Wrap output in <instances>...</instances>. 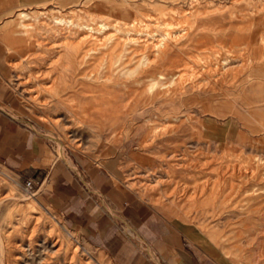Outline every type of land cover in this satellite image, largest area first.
I'll return each instance as SVG.
<instances>
[{
  "label": "rangeland",
  "instance_id": "1",
  "mask_svg": "<svg viewBox=\"0 0 264 264\" xmlns=\"http://www.w3.org/2000/svg\"><path fill=\"white\" fill-rule=\"evenodd\" d=\"M11 22V83L38 133L60 154L133 139L150 154L128 179L142 198L264 264V0H80ZM220 101L248 107L254 133L205 142L198 118ZM46 175L29 193L0 169V264H111L43 199Z\"/></svg>",
  "mask_w": 264,
  "mask_h": 264
},
{
  "label": "crops",
  "instance_id": "2",
  "mask_svg": "<svg viewBox=\"0 0 264 264\" xmlns=\"http://www.w3.org/2000/svg\"><path fill=\"white\" fill-rule=\"evenodd\" d=\"M78 2L0 0V169L14 177L27 173L35 185L32 175L45 171L43 199L111 264H237L196 225L164 213L131 186L129 177L147 166L144 162L150 155L137 148L133 139L110 143V151L60 154L21 107L11 83L14 13L51 3L67 8ZM238 106L234 114V106L220 101L213 113H202L197 121L202 139L226 145L254 133L255 127L246 126L248 107ZM251 108L264 112V104Z\"/></svg>",
  "mask_w": 264,
  "mask_h": 264
},
{
  "label": "built area",
  "instance_id": "3",
  "mask_svg": "<svg viewBox=\"0 0 264 264\" xmlns=\"http://www.w3.org/2000/svg\"><path fill=\"white\" fill-rule=\"evenodd\" d=\"M25 189L27 192L32 193L34 190V181L30 178L25 181Z\"/></svg>",
  "mask_w": 264,
  "mask_h": 264
},
{
  "label": "bare ground",
  "instance_id": "4",
  "mask_svg": "<svg viewBox=\"0 0 264 264\" xmlns=\"http://www.w3.org/2000/svg\"><path fill=\"white\" fill-rule=\"evenodd\" d=\"M181 31V30H180ZM174 35V34H173ZM179 35V34H178ZM164 36V35H163ZM163 40V39H162ZM161 79V78H160ZM252 170V169H251ZM247 175H248V173H247ZM13 264H14V262H12Z\"/></svg>",
  "mask_w": 264,
  "mask_h": 264
}]
</instances>
